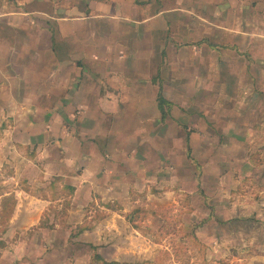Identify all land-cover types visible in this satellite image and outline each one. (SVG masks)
Here are the masks:
<instances>
[{"label":"crops","instance_id":"obj_1","mask_svg":"<svg viewBox=\"0 0 264 264\" xmlns=\"http://www.w3.org/2000/svg\"><path fill=\"white\" fill-rule=\"evenodd\" d=\"M172 136L207 183L215 137L263 170L264 0H0V264L92 263L96 223L53 219L138 198Z\"/></svg>","mask_w":264,"mask_h":264},{"label":"rangeland","instance_id":"obj_2","mask_svg":"<svg viewBox=\"0 0 264 264\" xmlns=\"http://www.w3.org/2000/svg\"><path fill=\"white\" fill-rule=\"evenodd\" d=\"M177 138L171 137L164 153L165 168L156 169L169 174L156 177L154 185L138 198H122L104 205L93 202L83 207L84 216H74L75 221L68 219L64 211L63 215L58 212L60 216L55 219L50 213L46 223L52 219L60 224L83 221L88 227L96 223L87 238L98 244L97 252L107 264H264V168L257 166L260 157L252 158L255 164L248 161L250 154L253 157L249 148L243 157L235 150L222 154L224 145L215 137L210 152L212 156L218 154V167L207 183L206 174L201 172L204 160H197L198 154L189 149H179ZM250 164L254 169L249 176ZM2 176L0 192L12 193L13 186L3 185ZM202 177L203 189H196L195 178L200 181ZM151 189L155 191L153 196L148 194ZM12 199L9 196L0 201L2 209L6 203L0 215V238L13 208ZM86 253L88 248L68 247L61 254L69 258L86 257ZM85 259V264H101Z\"/></svg>","mask_w":264,"mask_h":264},{"label":"trees","instance_id":"obj_3","mask_svg":"<svg viewBox=\"0 0 264 264\" xmlns=\"http://www.w3.org/2000/svg\"><path fill=\"white\" fill-rule=\"evenodd\" d=\"M159 106L161 109V104ZM92 258H93V261H96V262L101 263V264H107L97 254H94ZM109 264H113V263H109Z\"/></svg>","mask_w":264,"mask_h":264}]
</instances>
